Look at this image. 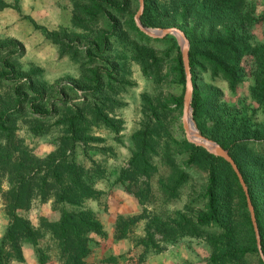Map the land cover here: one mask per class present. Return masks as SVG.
Instances as JSON below:
<instances>
[{
  "label": "rangeland",
  "instance_id": "obj_1",
  "mask_svg": "<svg viewBox=\"0 0 264 264\" xmlns=\"http://www.w3.org/2000/svg\"><path fill=\"white\" fill-rule=\"evenodd\" d=\"M118 1L123 2L122 15L114 16L112 30L108 18L90 27L74 25L72 16L78 14L74 4L81 5L79 0H0V59L17 57L6 65L9 77L0 80V121L5 127L0 129V238L12 208L35 232L34 245L20 242L22 260L7 254L6 264H62L59 242L49 226L62 211L74 212L78 207L101 225L97 234H90L94 243H90L89 264H207L211 250L206 235L179 236L171 228L176 213L194 221L202 211L206 183L203 167L185 169L184 165L182 108L175 105L183 88L172 64L174 55H181L177 37L142 39L129 27L138 0ZM242 8L250 16V24L244 26L249 43L264 46V0H243ZM163 24L153 29L180 25L171 19ZM184 26L195 36L208 30L195 19ZM36 27L56 33L59 43ZM101 34L110 42L98 56L94 44ZM145 51L155 62L149 60L144 71L137 57ZM253 59L243 58L234 90L221 76L202 69H195L193 86L205 96L217 91L229 112L259 123L262 113L249 93ZM148 104L156 108L155 116ZM95 107L115 128L96 120ZM73 113L83 117V139H69L61 122ZM190 120L200 134L191 110ZM142 129L151 137L146 157L153 169L148 175L125 172L122 178L136 149L131 136ZM64 162L73 164V174L93 191L79 206L57 200L58 182L51 168ZM184 169V180L174 186ZM60 175L61 183L69 180L63 169ZM16 194L21 199L18 204L13 200Z\"/></svg>",
  "mask_w": 264,
  "mask_h": 264
},
{
  "label": "trees",
  "instance_id": "obj_2",
  "mask_svg": "<svg viewBox=\"0 0 264 264\" xmlns=\"http://www.w3.org/2000/svg\"><path fill=\"white\" fill-rule=\"evenodd\" d=\"M75 2L77 15L72 16V23L77 26L90 27L104 18L111 20L110 28L114 29V16L122 15L123 2L118 0H79ZM243 0H143L142 12L138 19L143 27H165L163 20L171 19L179 22L178 29L188 41V66L192 83L190 110L200 135L216 143L226 150L235 163L247 189V194L253 208L254 219L258 231L259 246L264 257V46H254L248 41L245 24H250V16L243 12ZM190 19H195L197 25L206 26V33L193 35L191 29L184 26ZM129 27L142 39L150 40L129 19ZM41 29L46 38L58 42L54 32ZM110 34V33H109ZM118 38V37H117ZM158 40V39H155ZM106 34L97 36L94 53L100 55L107 48ZM9 44L12 42L9 41ZM18 46V50L22 48ZM7 47V46H5ZM0 49V56L2 54ZM7 55L0 59V80H6L11 74L7 63L15 58ZM253 58V85L249 88L250 97L260 108L262 121L254 123L247 117H239L228 111L221 102L217 91L205 96L195 86V69L208 70L212 76H221L234 90L241 78V63L244 57ZM149 57V59H147ZM89 58L90 57L89 55ZM142 70L150 66L149 60L155 62L148 52L138 54ZM173 71L177 82L184 91V69L182 57L177 52L172 58ZM94 75V83L98 85V75ZM109 76V71L107 72ZM95 86V87H96ZM178 96L175 105L182 108V96ZM150 115H154L155 107L148 104ZM95 117L108 128H115L113 121L95 107ZM83 117L78 113L62 118L65 132L69 139L81 138V122ZM0 129L5 130L1 124ZM136 149L128 159L125 172L131 175H148L153 169L147 160L150 134L142 129L132 134ZM85 140V139H84ZM94 140V139H91ZM181 145L187 153L184 161L185 169L201 166L206 171V183L201 195L204 204L194 221L186 218L183 213H176L172 219L173 232L179 236L206 235V241L211 253L207 264H263L261 261L251 226L245 197L237 178L230 166L220 157L207 153L204 149L194 146L182 139ZM60 169L69 176L66 183L60 181ZM185 169L177 176L174 186H179L184 180ZM53 178L58 182L57 200L71 205H80V200L92 195L90 187L83 184L74 174V165L64 162L62 166L51 168ZM23 179V178H22ZM25 180L20 181V189ZM21 190L18 191L19 194ZM14 197V203H20L19 195ZM14 208L9 211L10 222L0 238V264H6V255L11 254L17 261L22 260L20 242L35 244V232L28 221L18 215ZM162 228L167 224L159 222ZM89 211L78 207L77 211H62L59 219L49 228L59 242L62 264H89L87 258L91 253L90 234H97L101 227ZM6 248V249H5Z\"/></svg>",
  "mask_w": 264,
  "mask_h": 264
},
{
  "label": "water",
  "instance_id": "obj_3",
  "mask_svg": "<svg viewBox=\"0 0 264 264\" xmlns=\"http://www.w3.org/2000/svg\"><path fill=\"white\" fill-rule=\"evenodd\" d=\"M142 8H143V0H138V10L134 15V23L139 31H141L142 33H144L150 38H162L168 34L173 35L175 38H176L175 35L179 37V39L176 38V40L180 47L183 69H184V76H185L184 91H183V96H182V117H181V126L183 129L184 135H185V139L190 144L204 149L207 153L213 156L222 158L230 166L244 194L251 226L254 232L256 248H257L259 257L264 264V257L261 253L260 246H259V237H258V231H257L255 219H254L253 208H252V205L250 203V200L247 194L246 186L243 182V179L235 163L233 162L231 157L228 155L227 151L221 149L216 143L202 137L198 133L195 137H192L188 131V121H191L190 120V106H189L190 98H191V81H190L189 66H188V42L184 34L177 28H166V29L160 30V29L143 27L138 20V17L142 12ZM208 143L213 144L215 146V149L210 150L207 146Z\"/></svg>",
  "mask_w": 264,
  "mask_h": 264
},
{
  "label": "bare ground",
  "instance_id": "obj_4",
  "mask_svg": "<svg viewBox=\"0 0 264 264\" xmlns=\"http://www.w3.org/2000/svg\"><path fill=\"white\" fill-rule=\"evenodd\" d=\"M176 37H177V39H179V37L177 36V35H175ZM188 131H189V133H190V135L192 136V137H195L196 135H197V131H196V129L192 126V122L191 121H188ZM208 148L210 149V150H214L215 149V146L213 145V144H210V143H208Z\"/></svg>",
  "mask_w": 264,
  "mask_h": 264
}]
</instances>
